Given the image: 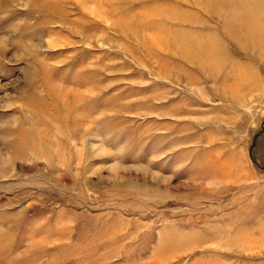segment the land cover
Masks as SVG:
<instances>
[{"label":"rangeland","instance_id":"1","mask_svg":"<svg viewBox=\"0 0 264 264\" xmlns=\"http://www.w3.org/2000/svg\"><path fill=\"white\" fill-rule=\"evenodd\" d=\"M226 1L0 0V264H264V28Z\"/></svg>","mask_w":264,"mask_h":264},{"label":"crops","instance_id":"2","mask_svg":"<svg viewBox=\"0 0 264 264\" xmlns=\"http://www.w3.org/2000/svg\"><path fill=\"white\" fill-rule=\"evenodd\" d=\"M216 1H223L224 0H216ZM232 1V2H231ZM227 5L223 7L222 5H218L221 7V11L218 10V7H214L215 9V16H218L222 19H229V20H236L237 25H243L242 28H246L245 24H249L250 21L254 23V25L264 28V0H227ZM206 9V8H205ZM209 10V8H208ZM242 29V34L245 32ZM254 31L257 30L254 28ZM241 32V31H240ZM256 34V33H255ZM245 35V34H244ZM240 36V33H239ZM236 36V37H239ZM255 40V39H254ZM258 41V40H257ZM192 57L199 59L198 54L194 53ZM207 60L211 57L207 56ZM201 61V60H200Z\"/></svg>","mask_w":264,"mask_h":264},{"label":"bare ground","instance_id":"3","mask_svg":"<svg viewBox=\"0 0 264 264\" xmlns=\"http://www.w3.org/2000/svg\"><path fill=\"white\" fill-rule=\"evenodd\" d=\"M166 16V15H165ZM253 37H255V36H253ZM259 40V39H258ZM174 41V40H173ZM189 57H191V59L193 60V59H195V61H193V62H196V58L195 57H192L191 55H189ZM213 60V59H212ZM216 60V59H215ZM214 62V61H213ZM216 62H218L217 60H216ZM197 67H199V68H203L204 69V67L206 66V67H209L210 65H211V63H210V59L209 60H207V61H197L196 62V64H195ZM220 66V65H219ZM218 66V67H219ZM212 72H216L217 73V71H216V69L214 70V69H212L211 70ZM216 76H218V73L216 74Z\"/></svg>","mask_w":264,"mask_h":264}]
</instances>
